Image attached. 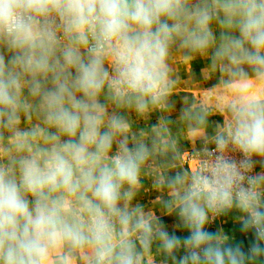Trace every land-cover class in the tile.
Returning a JSON list of instances; mask_svg holds the SVG:
<instances>
[{
	"label": "clouds",
	"instance_id": "9594fccd",
	"mask_svg": "<svg viewBox=\"0 0 264 264\" xmlns=\"http://www.w3.org/2000/svg\"><path fill=\"white\" fill-rule=\"evenodd\" d=\"M174 46L211 52L233 92L212 159L167 178L185 236L130 206L151 150L130 146L120 114L163 104ZM33 115L39 126L22 130ZM5 131L0 264H142L154 242L171 264H251L264 257V188L245 175L264 158V0H0V141ZM234 205L254 234L247 251L207 230Z\"/></svg>",
	"mask_w": 264,
	"mask_h": 264
},
{
	"label": "rangeland",
	"instance_id": "374dc122",
	"mask_svg": "<svg viewBox=\"0 0 264 264\" xmlns=\"http://www.w3.org/2000/svg\"><path fill=\"white\" fill-rule=\"evenodd\" d=\"M167 63L169 90L163 104L144 113L132 109L120 113L128 125L130 146L143 142L151 150L142 167L139 186L132 190L129 203L139 208L145 216L161 221L168 231L185 236L187 230L178 226L175 211H170L165 203L171 199V190L166 181L168 177L184 173L189 174L185 180H190L192 170L197 165L191 161L192 155H202V149L215 147L214 138L227 128L232 114L228 110V103L223 108L218 107L207 97L233 92L224 86L227 79L224 68L213 60L211 52L198 53L174 46ZM205 101H209L208 104ZM39 123L34 115L22 116L20 128L27 130L39 126ZM3 135L0 153H7L15 138L7 131ZM224 155L237 164L243 159L238 150H228ZM245 175L259 178L262 184L258 187L264 188V158H253ZM243 216L242 210L235 205L210 213L207 230L220 233L230 243L239 244L247 251L254 242V234L241 230ZM75 264L86 262L81 256ZM142 264L171 262L154 242L150 250L143 254Z\"/></svg>",
	"mask_w": 264,
	"mask_h": 264
},
{
	"label": "built area",
	"instance_id": "2783aa9c",
	"mask_svg": "<svg viewBox=\"0 0 264 264\" xmlns=\"http://www.w3.org/2000/svg\"><path fill=\"white\" fill-rule=\"evenodd\" d=\"M215 150H216L215 147L211 149H202L201 151L202 155L201 154H197L196 156L192 155L191 161L197 164L195 170H192V174H195L196 171H199L200 169L206 166V164L212 159L210 153L215 152ZM199 155L201 156V158H199Z\"/></svg>",
	"mask_w": 264,
	"mask_h": 264
},
{
	"label": "bare ground",
	"instance_id": "6f19581e",
	"mask_svg": "<svg viewBox=\"0 0 264 264\" xmlns=\"http://www.w3.org/2000/svg\"><path fill=\"white\" fill-rule=\"evenodd\" d=\"M233 96V93L232 94H220V95H215V96H209L207 97L208 100L212 103H217V106L218 107H224L226 103L229 102V99L230 97ZM207 101V100H206ZM205 101V102H206ZM208 101V102H209ZM208 102H206L208 104ZM211 104V103H210Z\"/></svg>",
	"mask_w": 264,
	"mask_h": 264
},
{
	"label": "crops",
	"instance_id": "0c3cea01",
	"mask_svg": "<svg viewBox=\"0 0 264 264\" xmlns=\"http://www.w3.org/2000/svg\"><path fill=\"white\" fill-rule=\"evenodd\" d=\"M251 264H264V258L260 257L251 262Z\"/></svg>",
	"mask_w": 264,
	"mask_h": 264
}]
</instances>
